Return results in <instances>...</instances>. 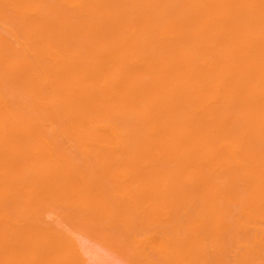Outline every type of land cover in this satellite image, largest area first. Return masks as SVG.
I'll return each mask as SVG.
<instances>
[{
  "label": "bare ground",
  "instance_id": "6f19581e",
  "mask_svg": "<svg viewBox=\"0 0 264 264\" xmlns=\"http://www.w3.org/2000/svg\"><path fill=\"white\" fill-rule=\"evenodd\" d=\"M71 219L264 264V0H0V264H89Z\"/></svg>",
  "mask_w": 264,
  "mask_h": 264
},
{
  "label": "rangeland",
  "instance_id": "374dc122",
  "mask_svg": "<svg viewBox=\"0 0 264 264\" xmlns=\"http://www.w3.org/2000/svg\"><path fill=\"white\" fill-rule=\"evenodd\" d=\"M27 167L31 170L37 168H40L41 170L44 169L42 165H27ZM81 168H84L86 170L111 169L115 172L132 171L131 167L126 165H85ZM52 169H57V167H52ZM62 170H73V166H63ZM118 187L119 186H117L116 188ZM138 207H140V209L142 210H140ZM141 207L143 206H130V217L139 227V230L150 233L153 226L152 215L148 210H145L144 207ZM49 208L60 211L66 210L67 207L61 203L52 202L49 205ZM70 225L76 227L75 232H80L78 233V236L82 241V245L85 251L87 252H85V255L89 258V264H153L152 257H148L147 255L144 257L143 255V253H149L148 246L143 249V247L138 248L135 245V249L134 245V247L129 245L124 246L125 244L122 243L125 241L123 240H120L121 243L118 242V240L116 239L117 236L123 234L122 226L120 223L109 225L105 222L102 225L80 226L77 225L73 221V219H71L68 226Z\"/></svg>",
  "mask_w": 264,
  "mask_h": 264
}]
</instances>
